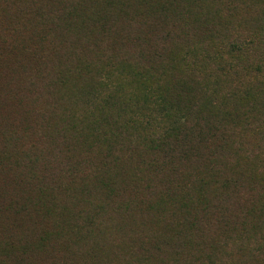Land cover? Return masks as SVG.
Segmentation results:
<instances>
[{
  "label": "rangeland",
  "instance_id": "obj_1",
  "mask_svg": "<svg viewBox=\"0 0 264 264\" xmlns=\"http://www.w3.org/2000/svg\"><path fill=\"white\" fill-rule=\"evenodd\" d=\"M101 1L0 0V24L6 14L17 13V8H32L22 15L26 16L24 27L19 25L12 34L20 42L31 34L33 43L37 44L33 60L24 63V68L18 69L20 63L15 58L6 67L23 89L33 79L37 85L36 93L32 94L29 89L31 94L15 95L7 105L0 95V156L3 147L9 145L11 159L16 161L13 177L16 183L18 180L28 183H20L17 200L22 203L21 196L26 199L30 196L26 209L10 216L13 232L15 238L31 241H38L44 237L43 231L47 232L49 247L54 246L58 253L44 264H126L143 259L147 260L146 264H186L178 243L172 240L160 242L162 239L128 236L130 231L138 232L142 224L146 226L156 221L170 226L173 223V217L160 218L159 213L176 208L180 197L186 202L189 194L186 173L176 179L180 188L175 191L173 201L160 198L163 186L158 181L149 182L147 186L146 181L138 183L140 186L133 198L124 194L115 204L105 199L107 191L96 196L88 189L90 181L99 184L100 179L96 182L93 178V166L101 160L98 153L104 152L105 142L101 136H92V129L81 126L87 111L92 113L101 105L100 97L81 95L76 99L77 105L72 107V103L56 90L51 94L42 91V84L46 82L42 75L53 79L55 73L62 74L77 65L98 67V62L91 60L88 52L94 47L85 42L83 33L94 26L81 21L92 12L96 18H106L101 41L95 48L102 49L107 43L116 46L121 43L122 56L138 43L143 61L145 53H149L146 58L155 64L154 67L163 63L164 66L186 69L182 85L186 86L188 95L189 122L203 129H213L209 131L215 135L208 143L187 139L186 147L202 151L201 146L211 150L225 146L228 149L225 157L235 153L237 164H245L241 168L246 175L258 181L251 191L258 199L253 208L246 207L254 210L253 218H260L264 212V0H168L163 5L159 0L155 9L167 11V15L181 12L191 15L186 20V35L180 26L175 27L178 23L170 19L152 26L154 22L150 18L158 19L163 14L157 11L159 17H156L150 12L151 8L142 6L138 9L147 22L141 27H130L125 17L114 18L105 8H94ZM115 2L114 10L129 6L126 17L132 16L128 1ZM39 6L58 9L53 14L60 20H48L37 29L29 21L35 14H40L35 12ZM102 12H106V16ZM206 20H210L207 25L203 24ZM225 62L233 65L232 69H224ZM157 75L153 74V78L143 84L155 88L159 82ZM138 99L130 101L129 105L139 108L135 104ZM131 110V117L136 121L156 119L152 111L139 109L133 114L134 109ZM223 138L226 139L224 143ZM134 144L136 141L127 142L122 136L108 159L117 156L119 161L127 160L129 154L125 149ZM142 146L140 143L131 149H135L131 160L149 158L141 155ZM196 161V156L186 160L187 173L192 172L191 165ZM81 189L88 190L90 195L80 194ZM132 199L134 205L128 214L121 216L113 210L117 203L130 204ZM122 221L126 223L122 225ZM121 231H125L126 238ZM252 264H264V260L255 258Z\"/></svg>",
  "mask_w": 264,
  "mask_h": 264
},
{
  "label": "trees",
  "instance_id": "obj_2",
  "mask_svg": "<svg viewBox=\"0 0 264 264\" xmlns=\"http://www.w3.org/2000/svg\"><path fill=\"white\" fill-rule=\"evenodd\" d=\"M125 1L129 2L133 10L130 18L126 17L129 6L127 9L114 10L115 0H102L94 8H105L111 17H125L128 26L141 27L147 19L138 8L148 7L156 17H159L157 11L163 14L158 19L150 18L154 22L152 26L170 19L177 22L175 27L180 26L186 35V20L191 18L187 12L186 15L182 12L176 13L178 16L167 15V11L155 9L159 0ZM167 2L168 0H160L161 5ZM30 10L32 8L26 6L17 8V13L6 14L0 24V30H2L0 31L2 48L0 50V95L6 105L15 95L22 92L31 94L29 89L32 90V94L36 93L37 85L33 79L29 80L26 89H23L16 84L18 82L6 70L9 62L14 61V58L20 63L18 69L24 68V63L27 64L28 61L33 60L37 46L33 43V36L30 34L27 40L20 42L12 34L20 26L24 27L23 22L25 23L26 16L22 15ZM35 12L40 14H35L29 22L37 29L48 20H60L55 16L58 9L54 7L39 6L35 8ZM106 12H102V15L106 16ZM45 15L47 18L44 17ZM101 18V16L96 18V14L92 12L81 19L83 23L94 26L83 33L85 42L94 47L88 52L91 54V60L95 59L98 62V67L77 65L73 70L64 71L62 74L55 73V79L42 75L46 81L42 84V91L51 94L53 90H56L58 95L61 94V97L72 103V107L77 105L76 99L81 95L90 97L96 94L100 97L101 105L97 106L92 113L87 111L81 126L82 129H92V136H101L105 142L102 148L104 152L98 153L101 160L96 161L93 166V178L96 182L100 179L99 184L90 181L91 187L88 190L92 189L96 196L102 191H107L105 199L115 204V201L122 198L124 194L133 198L140 186L138 183L146 181L145 186H147L149 182L158 181L163 186L159 193L160 198L173 201L175 191L180 188L179 181L177 182L176 179L186 173L189 181L186 202L180 197L176 208L169 211L162 210L159 213L160 218L165 216L166 219V215L173 217L175 219L173 223L170 226L156 221L146 226L142 224L138 232L130 231L132 233L128 234L129 238L162 239L160 242L172 240L173 243H178L180 254L186 257V264H252L255 258L261 257L264 260V212L260 218H253L254 210L246 207L250 205L253 208L252 205L258 199L254 196V192H251L258 181L246 175L245 170L241 168L245 164H237L235 153L225 157L228 151L225 146H218L212 150L201 146L202 151L186 147L187 139L191 141L197 139L201 143H208L215 136L210 133L213 129H203L199 125L192 124V121L189 122L191 112L186 111L188 95H186V86L182 85L186 79L184 74L186 69L181 70L173 65L164 66L163 63L154 67L155 64L146 58L150 55L149 53H145L143 61L144 57L138 50V43H134L131 46L132 51H126L122 56L121 43L119 46L107 43L102 49L95 48L99 46L100 35L104 31L103 24L106 18ZM209 23L210 20L203 22L205 25ZM106 30L109 31V26ZM224 66H226L224 69L228 70L233 67L227 62ZM153 74H158L159 78L156 87L144 85L143 81L153 78ZM136 98H139L135 101L139 108L129 105V102ZM131 109H134L133 114L139 109L152 111L156 119L136 121L131 117ZM74 129L77 128L74 127ZM101 129H115V131ZM122 136L127 142L136 141V144L125 149L129 154L127 160L119 161L117 156L108 159L109 155L116 150L115 145ZM151 136L157 137L155 139ZM225 140L223 138L222 143ZM140 143L143 144L141 155L149 156V158L131 160L132 152L135 150L131 149L136 148ZM11 153L12 149L6 145L1 150L0 156V264L10 260L13 264H44L57 252L54 246L49 247L47 232L43 231L44 237L38 241L22 237L17 239L13 232L10 216L12 213H20L26 209L30 204V196L27 197L28 199L21 196L22 203L17 200L19 185L25 182L18 180L16 183V178L13 177L16 161L11 159ZM193 156H196L198 161L191 165L192 172L189 174L186 172L188 168L186 160ZM88 190L81 189L79 193L89 196ZM133 202L134 199L130 200V204L117 203L113 210L123 216L131 212ZM14 209L17 211L14 212ZM148 210L151 208L149 207ZM122 223L124 225L126 221ZM120 233L126 238L125 231ZM146 263L147 260L143 259L132 260L126 264Z\"/></svg>",
  "mask_w": 264,
  "mask_h": 264
}]
</instances>
